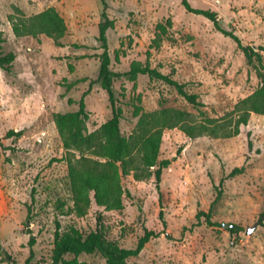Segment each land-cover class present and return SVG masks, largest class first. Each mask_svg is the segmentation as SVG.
I'll use <instances>...</instances> for the list:
<instances>
[{
    "label": "rangeland",
    "instance_id": "rangeland-1",
    "mask_svg": "<svg viewBox=\"0 0 264 264\" xmlns=\"http://www.w3.org/2000/svg\"><path fill=\"white\" fill-rule=\"evenodd\" d=\"M106 2L114 22L106 34L111 70L123 73L134 61L156 67L201 104H189L175 87L147 76L121 78L113 84L123 112L120 132L129 136L135 128L133 104L147 113L182 110L190 124L208 118L209 126L233 130L235 105L261 83L237 43L205 17L187 13L181 0ZM188 2L216 13L221 28L242 46L264 47V0ZM48 8L67 26L57 43L45 35H14L12 21ZM101 10L99 0H0L2 51L16 55L10 73L0 69V264H23L31 252L33 262H50L57 224L60 232L70 226L83 235L101 231L125 249L134 248L145 231L158 233L130 264H264V115L251 113L229 138L164 130L159 160L168 164L158 185L153 168L142 180L131 173L122 179V210L108 212L92 203L84 217L72 211L53 116L76 111L82 98L88 132L112 116L106 92L97 85L88 90L102 52ZM159 24L166 33L156 47ZM9 131L21 135L8 137ZM78 260L104 263L99 254Z\"/></svg>",
    "mask_w": 264,
    "mask_h": 264
},
{
    "label": "trees",
    "instance_id": "trees-1",
    "mask_svg": "<svg viewBox=\"0 0 264 264\" xmlns=\"http://www.w3.org/2000/svg\"><path fill=\"white\" fill-rule=\"evenodd\" d=\"M101 3L100 22L98 24V37L102 52L98 55V73L92 85L102 88L108 95L112 116L98 129L87 131L86 123L88 112L83 98L79 101L78 109L74 112L57 113L53 116L57 132L60 136L62 147L65 151L60 159L66 163L70 189L72 194V211L78 217H84L93 203L105 211H120L123 209L122 197L124 189L122 179L133 174L136 180L146 179L153 174L158 185L162 168L167 161L159 160V151L164 130L178 128L189 138L206 135L212 137H232L239 134V127L246 125L251 113L264 115V65L262 54L264 47L242 46L239 39L220 26L216 13L209 10L193 9L188 0H181V5L187 13L200 15L208 19L216 29L231 37L241 49L246 61L252 64L261 75L260 86L248 97L240 100L235 109L238 118L233 130L223 126H209L213 120L206 118L204 123L190 124L189 115L177 109L162 108L157 111L144 112L139 104H133V118L137 119L134 130L129 136L120 132V121L123 112L117 105L113 84L116 80L124 78L133 82L138 76H147L151 80L162 81L176 88L178 94L189 104L200 107L195 94H189L184 85L177 83L169 75L163 74L156 67L134 61L127 71L113 72L110 68V56L107 47V31L113 29L114 22L108 17L106 0ZM12 31L16 37L45 35L56 43L64 37L67 26L64 19L54 8H48L31 17H20L12 21ZM157 34L153 39L156 47L159 46L162 36L166 33L165 25H157ZM4 39L0 34V69L10 73L16 58L13 52L4 53L2 44ZM137 99V103H139ZM206 123V124H205ZM21 132L7 133L8 137H19ZM154 231H145L132 249L119 247L115 242L108 240L101 231H93L83 235L73 226L60 232L59 224L53 239L50 262L43 264H130V258L137 257L144 246L151 240L158 238ZM33 239H30V246ZM99 254L104 263H88L78 260L80 255ZM34 255L30 256L23 264H40L33 262Z\"/></svg>",
    "mask_w": 264,
    "mask_h": 264
},
{
    "label": "water",
    "instance_id": "water-1",
    "mask_svg": "<svg viewBox=\"0 0 264 264\" xmlns=\"http://www.w3.org/2000/svg\"><path fill=\"white\" fill-rule=\"evenodd\" d=\"M249 231H250V230H249V229H247L246 233H249Z\"/></svg>",
    "mask_w": 264,
    "mask_h": 264
}]
</instances>
